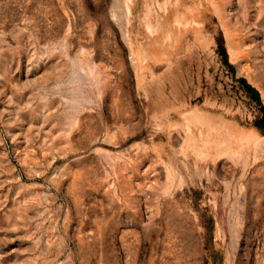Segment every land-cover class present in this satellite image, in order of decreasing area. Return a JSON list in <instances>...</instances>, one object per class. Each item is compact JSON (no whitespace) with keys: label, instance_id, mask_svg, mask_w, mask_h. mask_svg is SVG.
<instances>
[{"label":"rangeland","instance_id":"1","mask_svg":"<svg viewBox=\"0 0 264 264\" xmlns=\"http://www.w3.org/2000/svg\"><path fill=\"white\" fill-rule=\"evenodd\" d=\"M0 264H264V0H0Z\"/></svg>","mask_w":264,"mask_h":264},{"label":"trees","instance_id":"2","mask_svg":"<svg viewBox=\"0 0 264 264\" xmlns=\"http://www.w3.org/2000/svg\"><path fill=\"white\" fill-rule=\"evenodd\" d=\"M222 50H223L224 60L228 63L229 62L228 61V55H227V53L225 51V48L222 47ZM246 90L248 92H250L254 96L255 100L260 102V95H259V92L256 89H254L251 85H247L246 86Z\"/></svg>","mask_w":264,"mask_h":264}]
</instances>
